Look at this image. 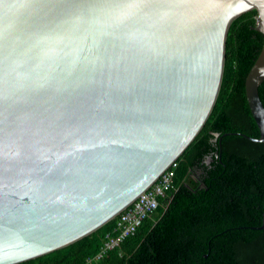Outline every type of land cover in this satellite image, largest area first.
<instances>
[{
    "label": "water",
    "instance_id": "obj_1",
    "mask_svg": "<svg viewBox=\"0 0 264 264\" xmlns=\"http://www.w3.org/2000/svg\"><path fill=\"white\" fill-rule=\"evenodd\" d=\"M264 0H0V264L113 221L217 103L230 28ZM264 44L245 91L264 143ZM259 229H264L263 224Z\"/></svg>",
    "mask_w": 264,
    "mask_h": 264
},
{
    "label": "trees",
    "instance_id": "obj_2",
    "mask_svg": "<svg viewBox=\"0 0 264 264\" xmlns=\"http://www.w3.org/2000/svg\"><path fill=\"white\" fill-rule=\"evenodd\" d=\"M256 16L254 10L233 22L215 108L176 161L171 189L138 231L99 261L92 259L115 219L21 264H264V143L254 141L260 132L245 91L264 44ZM259 93L264 104V83Z\"/></svg>",
    "mask_w": 264,
    "mask_h": 264
},
{
    "label": "built area",
    "instance_id": "obj_3",
    "mask_svg": "<svg viewBox=\"0 0 264 264\" xmlns=\"http://www.w3.org/2000/svg\"><path fill=\"white\" fill-rule=\"evenodd\" d=\"M177 163H174L153 186L115 218L113 231L108 233L99 253L94 259L99 261L114 250L130 236L134 235L142 223L158 209L160 200L172 187ZM88 260V263L92 261Z\"/></svg>",
    "mask_w": 264,
    "mask_h": 264
},
{
    "label": "flooded vegetation",
    "instance_id": "obj_4",
    "mask_svg": "<svg viewBox=\"0 0 264 264\" xmlns=\"http://www.w3.org/2000/svg\"><path fill=\"white\" fill-rule=\"evenodd\" d=\"M212 161H213L212 159H209L207 163H208V164H211Z\"/></svg>",
    "mask_w": 264,
    "mask_h": 264
}]
</instances>
